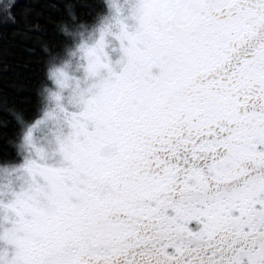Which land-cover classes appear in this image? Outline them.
<instances>
[{
	"label": "snow or ice",
	"instance_id": "6c2138e0",
	"mask_svg": "<svg viewBox=\"0 0 264 264\" xmlns=\"http://www.w3.org/2000/svg\"><path fill=\"white\" fill-rule=\"evenodd\" d=\"M33 3L13 35L40 79L0 86V264H264V0Z\"/></svg>",
	"mask_w": 264,
	"mask_h": 264
},
{
	"label": "trees",
	"instance_id": "16d2710c",
	"mask_svg": "<svg viewBox=\"0 0 264 264\" xmlns=\"http://www.w3.org/2000/svg\"><path fill=\"white\" fill-rule=\"evenodd\" d=\"M29 8L33 9V11L27 13L30 21L37 19V12H43L45 15L49 14L48 9L42 4L33 3V0H16L12 11L17 23L9 21L0 24V34L4 37L3 41H0V48H2V54H0V76H2L0 86H3L9 95L12 94L13 85L16 83L31 81L34 85L41 76L39 45H36L37 53L34 56H30L21 47L22 41L20 37L13 35L17 29H25V10ZM41 22L43 23V20ZM51 29L52 26L49 24V35L51 34ZM27 43L31 45L34 42L28 41ZM29 60L32 61L31 66L29 69H25L23 65Z\"/></svg>",
	"mask_w": 264,
	"mask_h": 264
}]
</instances>
